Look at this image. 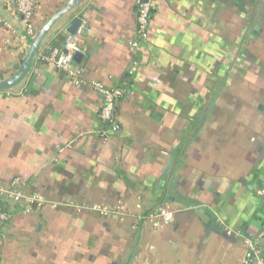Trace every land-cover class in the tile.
Masks as SVG:
<instances>
[{
	"label": "crops",
	"instance_id": "0c3cea01",
	"mask_svg": "<svg viewBox=\"0 0 264 264\" xmlns=\"http://www.w3.org/2000/svg\"><path fill=\"white\" fill-rule=\"evenodd\" d=\"M69 1L37 0L35 36ZM0 15L23 35L13 3ZM77 18L89 28L76 63L88 85L39 58L64 49ZM136 28V0H84L51 28L24 80L0 93V183L19 178L53 202L165 207L175 221L134 229L1 199L11 217L0 264H242L245 240L264 230V0H154L139 49ZM10 38L0 26V46ZM28 49L0 54V82ZM91 82L125 87L116 131Z\"/></svg>",
	"mask_w": 264,
	"mask_h": 264
},
{
	"label": "built area",
	"instance_id": "2783aa9c",
	"mask_svg": "<svg viewBox=\"0 0 264 264\" xmlns=\"http://www.w3.org/2000/svg\"><path fill=\"white\" fill-rule=\"evenodd\" d=\"M2 3H13L17 15L22 19L23 30L30 37H35L34 18L36 14L37 0H0ZM154 0H136L137 3V28L133 47L139 49L141 44L146 41L152 17ZM0 26L11 31L13 38L6 39L0 46V54L15 43H22L25 38L20 37L16 28L3 16L0 15ZM89 28L85 21L79 27L75 35H67L64 49H54L47 55L39 57L42 61L53 64L57 69L64 72L79 85H88V82L82 78V71L76 66L75 55L82 53L85 36ZM90 85L102 96V108L100 119L105 124H110L111 130L116 131V124L113 122L116 115L117 104L125 94V87L109 88L100 82H91ZM256 195L264 200V188L258 189ZM8 199L14 202L23 203L28 210L42 209L49 205L53 208H72L79 213L90 212L103 218L116 219L120 222H126L132 219L136 229L138 225L145 224L151 226L154 230L172 224L175 221L174 212L168 208L159 207L149 210L145 213H132L125 211L119 205H101V204H79L70 200L62 202H53L44 196L30 195L21 188L19 178L12 180L7 185L0 183V200ZM10 214L4 208L0 201V229L6 226L10 221ZM231 234V232H229ZM264 230L254 238L245 240L246 253L242 264H264Z\"/></svg>",
	"mask_w": 264,
	"mask_h": 264
},
{
	"label": "water",
	"instance_id": "95a60500",
	"mask_svg": "<svg viewBox=\"0 0 264 264\" xmlns=\"http://www.w3.org/2000/svg\"><path fill=\"white\" fill-rule=\"evenodd\" d=\"M83 1L84 0H70L59 12H57L49 20L46 26L34 38L28 37L23 30V35L20 36L25 38V41L29 45L28 52L17 72L11 78L0 82V93L12 90L14 87L18 86L24 80V78L31 70L34 62L38 58L40 53V47L48 32L60 19L65 17L67 14L77 10L78 7L83 3ZM82 23H83V19L77 18L74 22L70 24V26H68L66 30L67 33L69 35H75L79 27L82 25ZM82 58H83L82 53L76 54L75 62L80 63Z\"/></svg>",
	"mask_w": 264,
	"mask_h": 264
},
{
	"label": "trees",
	"instance_id": "16d2710c",
	"mask_svg": "<svg viewBox=\"0 0 264 264\" xmlns=\"http://www.w3.org/2000/svg\"><path fill=\"white\" fill-rule=\"evenodd\" d=\"M15 8V7H14Z\"/></svg>",
	"mask_w": 264,
	"mask_h": 264
}]
</instances>
